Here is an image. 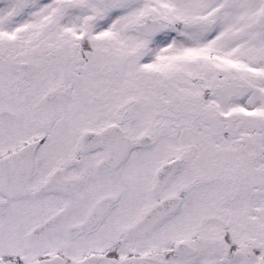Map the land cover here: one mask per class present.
Listing matches in <instances>:
<instances>
[{"label":"snow or ice","instance_id":"6c2138e0","mask_svg":"<svg viewBox=\"0 0 264 264\" xmlns=\"http://www.w3.org/2000/svg\"><path fill=\"white\" fill-rule=\"evenodd\" d=\"M0 264H264V0H0Z\"/></svg>","mask_w":264,"mask_h":264}]
</instances>
